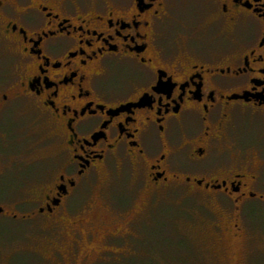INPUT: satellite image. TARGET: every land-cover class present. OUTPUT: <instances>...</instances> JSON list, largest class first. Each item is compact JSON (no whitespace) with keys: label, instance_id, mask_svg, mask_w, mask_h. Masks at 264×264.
Masks as SVG:
<instances>
[{"label":"flooded vegetation","instance_id":"flooded-vegetation-1","mask_svg":"<svg viewBox=\"0 0 264 264\" xmlns=\"http://www.w3.org/2000/svg\"><path fill=\"white\" fill-rule=\"evenodd\" d=\"M0 50V171L15 105L57 149L36 214L77 211L127 163L146 199H211L216 238L264 231L243 213L264 207V0H0ZM89 224L71 222L73 260Z\"/></svg>","mask_w":264,"mask_h":264},{"label":"rangeland","instance_id":"rangeland-1","mask_svg":"<svg viewBox=\"0 0 264 264\" xmlns=\"http://www.w3.org/2000/svg\"><path fill=\"white\" fill-rule=\"evenodd\" d=\"M11 65L0 50V72L7 68L12 76ZM18 107L6 118L10 144L8 167L0 171V264H264V231L250 229L241 240L216 238L218 209L208 204L211 199H192L182 191L167 195L171 199H146L142 188L130 190L127 163L88 188L77 211L56 218L36 214L59 171L57 149L45 139L40 123L33 125L32 115L17 113ZM18 127H24L27 136L15 142ZM79 202L74 194L69 203L73 207ZM243 213L255 224L264 221L260 203L247 204ZM81 216L91 223L81 230L96 239L87 241L84 235L88 256L73 260L68 235L71 222ZM104 227L117 228L120 238L106 239L112 231Z\"/></svg>","mask_w":264,"mask_h":264},{"label":"water","instance_id":"water-1","mask_svg":"<svg viewBox=\"0 0 264 264\" xmlns=\"http://www.w3.org/2000/svg\"><path fill=\"white\" fill-rule=\"evenodd\" d=\"M3 212V209L2 208H0V214Z\"/></svg>","mask_w":264,"mask_h":264}]
</instances>
